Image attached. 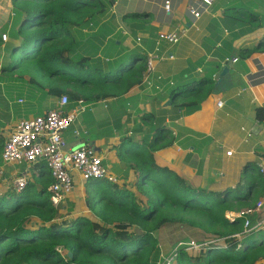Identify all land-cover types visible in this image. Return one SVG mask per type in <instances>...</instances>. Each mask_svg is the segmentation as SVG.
Returning <instances> with one entry per match:
<instances>
[{
  "label": "trees",
  "instance_id": "16d2710c",
  "mask_svg": "<svg viewBox=\"0 0 264 264\" xmlns=\"http://www.w3.org/2000/svg\"><path fill=\"white\" fill-rule=\"evenodd\" d=\"M113 3L12 0L10 23L0 29V46L4 43L2 34L18 43L7 47L8 61L0 67V82L16 111L21 107L12 99L13 94L29 101L65 95L69 104L87 103L119 97L141 82L144 64L127 67L137 60L145 62L139 54H133L125 64L115 60V64L107 62L99 67L96 57L105 35L102 28L98 34L94 29L97 16ZM247 18L252 21L256 16ZM260 49H264V39ZM248 55L243 52L241 57ZM103 68L108 70L98 76ZM201 88L189 92L178 105L182 115L200 109L211 90L210 86L204 91ZM253 113L264 125V107L255 108ZM5 128L0 122V154ZM171 144L165 128L158 129L147 145L130 136L120 138L119 164L113 168L124 167V179L133 173L135 182L129 188L107 179L86 181L85 205L94 222L83 216L56 222L58 211L47 193L52 183L48 171L47 175L39 172L33 176L21 192L5 191L0 196V264H162L177 246L173 244L169 252L159 244L160 231L170 227L188 232L197 243L207 238L224 242V247L211 245L195 256L181 248L173 264H256L264 260V226L240 239L236 236L243 231L244 219L226 218L233 212L254 213L252 217L258 222L264 218L256 207L259 193L255 190L262 180L254 179L245 186L238 183L223 192L194 187L156 158L155 151ZM250 220L254 226L255 220ZM32 221L36 227L28 226Z\"/></svg>",
  "mask_w": 264,
  "mask_h": 264
},
{
  "label": "crops",
  "instance_id": "0c3cea01",
  "mask_svg": "<svg viewBox=\"0 0 264 264\" xmlns=\"http://www.w3.org/2000/svg\"><path fill=\"white\" fill-rule=\"evenodd\" d=\"M165 2H169V13L164 10ZM189 7L202 12L199 19L192 17ZM11 10L12 0H0V29L10 23ZM251 15L256 16L252 21L247 18ZM96 21L94 33L102 28L101 34L105 35L102 51L96 57L99 67L115 60L125 64L136 53L145 62L137 60L127 67L144 64L145 72L141 82L124 95L68 103L66 110L76 112L75 121L64 133L68 148L90 149L103 159L113 176H119L117 183L131 187L134 174H128L125 180L124 167L113 168L119 164L120 138L130 136L147 145L158 129L165 128L166 140H172V144L155 151L156 158L179 172L192 186L213 192L262 180L255 190L262 202L258 210L264 214V125L254 119L253 113L255 108L264 107V49H260L264 39V0H212L207 12L202 0H114ZM255 25L257 28L249 33ZM176 29L184 33L177 44L159 39L161 34ZM7 38L0 46V67L8 61L7 47L18 43ZM243 52L249 55L241 57ZM153 54L158 59L146 74L147 57ZM102 70L98 76L108 68ZM209 86L211 90L200 109L182 115L178 105L187 94ZM11 97L20 110L13 107L0 82V122L6 124L4 139L19 121L43 116L60 99L51 95L35 101L15 94ZM218 103L223 106L218 108ZM0 168L5 171L0 186L8 190L18 169L4 166L1 154ZM31 171L33 176L39 172L47 175L43 163L33 165ZM85 184L74 173L73 189L60 210L66 213L67 203L73 204V218L83 216L94 222L85 205ZM262 221L264 226V218ZM219 245L224 247V242ZM256 264H264V260Z\"/></svg>",
  "mask_w": 264,
  "mask_h": 264
},
{
  "label": "built area",
  "instance_id": "2783aa9c",
  "mask_svg": "<svg viewBox=\"0 0 264 264\" xmlns=\"http://www.w3.org/2000/svg\"><path fill=\"white\" fill-rule=\"evenodd\" d=\"M204 12L209 11L212 0H202ZM169 2H165L164 10L170 12ZM189 13L194 19H199L202 12L196 11L194 8H188ZM184 35L182 31L177 29L163 33L159 39L170 45L177 44ZM2 42L8 40L7 35H1ZM158 59L153 54L147 57L146 74L152 70V64ZM147 81V79H143ZM148 85L150 86L149 82ZM21 102V101H19ZM82 101H79V103ZM81 104V103H80ZM67 96L63 95L58 100L56 106L48 110L43 116H38L26 120L19 121L9 136L3 143L1 152V162L4 166L16 167L18 169L11 177L10 189L21 192L25 189L29 182H32L31 168L37 163H43L49 172L52 183L47 187V193L52 206L59 211L65 204V199L73 189L74 173L80 175L83 181L92 178L107 179L109 182L115 183L116 178L109 172V167L103 163V159L93 153L86 147L68 148L64 138V133L70 129L76 118L75 111H67ZM81 106V105H80ZM223 106L218 103V108ZM263 171V170H262ZM5 178V171L0 168V181ZM257 209L262 207L259 201L256 205ZM254 213L233 212L226 214V218L232 220L236 217L244 219L243 231L236 237L240 238L253 230L263 227V221L256 222L251 225ZM219 240H204L201 243L196 242H179L176 248L166 257L163 258L162 264H173L175 262L177 252L183 249L189 255V251L195 250L201 252L206 250L208 246L219 245ZM220 246V245H219ZM222 247V246H221Z\"/></svg>",
  "mask_w": 264,
  "mask_h": 264
},
{
  "label": "rangeland",
  "instance_id": "374dc122",
  "mask_svg": "<svg viewBox=\"0 0 264 264\" xmlns=\"http://www.w3.org/2000/svg\"><path fill=\"white\" fill-rule=\"evenodd\" d=\"M7 189H5L3 186H0V194L5 193ZM139 198V196H138ZM76 214V211H74V205L73 204H68L66 205V213H63L62 210L58 211L57 214V221L56 222H63L65 220H71L73 219V215ZM29 227H36L34 225V221H32L30 224H28ZM190 234L184 230H180L177 227H170V228H164L162 231H160L159 235L157 236L159 244L162 247H165L168 249V251L171 249L173 244H178L179 242L183 241L182 238H189L191 241L189 242H195L196 237L189 236ZM206 240H212V239H205ZM220 241V240H219ZM197 243V242H196ZM214 246H219V245H214ZM59 250L58 252H60ZM192 256H195L198 252L195 250H190L189 251Z\"/></svg>",
  "mask_w": 264,
  "mask_h": 264
},
{
  "label": "water",
  "instance_id": "95a60500",
  "mask_svg": "<svg viewBox=\"0 0 264 264\" xmlns=\"http://www.w3.org/2000/svg\"><path fill=\"white\" fill-rule=\"evenodd\" d=\"M81 146H79L78 148H80ZM71 255L69 254V257H70Z\"/></svg>",
  "mask_w": 264,
  "mask_h": 264
}]
</instances>
